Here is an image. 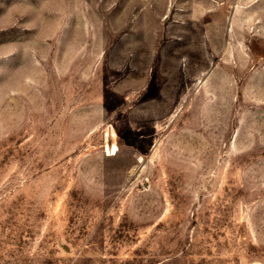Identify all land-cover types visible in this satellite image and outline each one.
<instances>
[{
    "label": "rangeland",
    "instance_id": "374dc122",
    "mask_svg": "<svg viewBox=\"0 0 264 264\" xmlns=\"http://www.w3.org/2000/svg\"><path fill=\"white\" fill-rule=\"evenodd\" d=\"M0 264H264V0H0Z\"/></svg>",
    "mask_w": 264,
    "mask_h": 264
},
{
    "label": "bare ground",
    "instance_id": "6f19581e",
    "mask_svg": "<svg viewBox=\"0 0 264 264\" xmlns=\"http://www.w3.org/2000/svg\"><path fill=\"white\" fill-rule=\"evenodd\" d=\"M110 149H108V151H109ZM116 150V147L114 146L113 147V149H112V151L114 152ZM112 154V153H111Z\"/></svg>",
    "mask_w": 264,
    "mask_h": 264
}]
</instances>
